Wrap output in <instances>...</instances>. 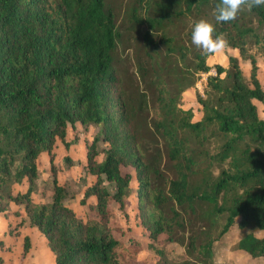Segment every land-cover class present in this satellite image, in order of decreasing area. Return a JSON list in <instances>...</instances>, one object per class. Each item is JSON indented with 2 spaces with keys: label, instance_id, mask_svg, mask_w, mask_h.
Instances as JSON below:
<instances>
[{
  "label": "trees",
  "instance_id": "obj_1",
  "mask_svg": "<svg viewBox=\"0 0 264 264\" xmlns=\"http://www.w3.org/2000/svg\"><path fill=\"white\" fill-rule=\"evenodd\" d=\"M216 2L130 0L119 12L109 0H0V213L12 205L23 212H13L9 238L30 227L54 264H120L111 220L134 203L151 238L184 247L186 258L173 264H217L214 244L233 226L242 232L235 248L264 257V119L254 103H264V91L250 52L264 55V6L216 21ZM201 15L249 61L248 82L237 57L211 67L215 52L191 42ZM183 23V33L173 31ZM210 69L193 121L179 102ZM78 123L98 128L86 146L93 180L79 199L85 218L65 203L53 153L56 140L68 149L67 126ZM43 151L53 193L34 203ZM21 241L23 259L31 244L27 235ZM12 246L0 240V250Z\"/></svg>",
  "mask_w": 264,
  "mask_h": 264
},
{
  "label": "rangeland",
  "instance_id": "obj_2",
  "mask_svg": "<svg viewBox=\"0 0 264 264\" xmlns=\"http://www.w3.org/2000/svg\"><path fill=\"white\" fill-rule=\"evenodd\" d=\"M113 8L119 12L124 9L130 0H109ZM207 19L213 21L211 16H200L199 19ZM197 19V20H199ZM196 20V21H197ZM184 23L174 27L173 31L183 33ZM250 52L256 57L257 76L261 87L264 91V55L260 54L255 48H251ZM233 55L237 57L244 79L249 81L250 64L241 56H237L235 49L225 47L220 52H215L209 59V65L221 64L226 65L227 56ZM209 75H214V70L210 69L208 73H201L195 84L183 92L180 99V106L184 109L191 108L193 111V121L201 118V106L197 99L205 97L206 79ZM199 95V96H198ZM258 115L264 119V103L254 101ZM98 128L90 125L83 127L79 123L73 128L67 126L66 141L69 145L66 149L58 140L53 146L54 163L56 167V177L60 185L65 189L66 200L65 203L71 207L76 215L80 218H85V207L79 204V199L82 196L84 188L93 180L91 174L84 167L86 146L90 143L92 138L97 134ZM106 144L103 140L97 143L98 155L96 160L101 162L104 159V150ZM69 161H65V158ZM38 175L34 181V192L32 200L34 203H48L52 198V174L48 162V155L46 152H41L37 158ZM21 186L26 187L27 182L23 181ZM19 189V188H18ZM115 207V206H114ZM10 210H13L12 212ZM10 213H0V237L2 232L14 230V226L19 221V215L14 214L16 208L10 207ZM22 212H19V214ZM21 215V214H20ZM6 221V222H5ZM111 227L113 235L120 240L125 253L122 254L120 264H173L183 261L186 256L184 247L179 243L165 242V235L153 239L148 232L141 227L137 218V209L134 203L127 206L123 211L117 210L111 220ZM19 233L28 235L31 238V257L24 260L21 257V238L16 241L12 248L8 250H0L1 263L0 264H33L36 260L46 261L48 263L47 254L50 261H53L45 239L41 234L30 227L18 228ZM242 232L233 226L218 242L214 244V260L217 264H264V257L251 258L247 254L238 251L235 248V242L239 239ZM255 235L261 237L262 232L256 231ZM21 237V236H20ZM6 238V237H5ZM4 238V239H5ZM9 243V240H5ZM46 247V249H45ZM136 249V253H132L131 249ZM52 259V260H51ZM35 264V263H34Z\"/></svg>",
  "mask_w": 264,
  "mask_h": 264
},
{
  "label": "clouds",
  "instance_id": "obj_3",
  "mask_svg": "<svg viewBox=\"0 0 264 264\" xmlns=\"http://www.w3.org/2000/svg\"><path fill=\"white\" fill-rule=\"evenodd\" d=\"M246 5L249 9L264 6V0H217L213 14L216 21H230L236 18L241 7ZM191 42L208 53L220 52L228 46L223 34H217L215 25L207 19L195 21L190 33Z\"/></svg>",
  "mask_w": 264,
  "mask_h": 264
},
{
  "label": "crops",
  "instance_id": "obj_4",
  "mask_svg": "<svg viewBox=\"0 0 264 264\" xmlns=\"http://www.w3.org/2000/svg\"><path fill=\"white\" fill-rule=\"evenodd\" d=\"M226 63H227V61H226ZM66 135H67V130H66ZM57 141V140H56ZM59 141V140H58ZM56 143V142H55ZM55 145V144H54ZM86 154V153H85ZM97 162H99V161H97ZM84 163H85V161H84ZM20 190H23L25 187H23V186H19L18 187ZM13 207H15V206H11V209L13 208ZM16 208V211H19V212H22V210H18V208L17 207H15ZM11 212L13 211V210H10ZM10 211H7V212H5V213H1V214H8V213H10L11 214V212ZM15 212V211H14ZM21 214V216L23 217V212L22 213H20ZM6 222V221H5ZM21 228H24V227H21ZM19 230V229H18ZM40 234V233H39ZM1 236H3V237H0V240H3V242L6 244V245H8V244H11V243H13V245H14V243H15V240L16 241H18L20 238H22V236H24V235H22V234H20L19 236H17V238L16 239H11V238H9V236H8V231H6L5 233H3L2 232V234H1ZM21 236V237H20ZM28 236V235H27ZM42 236V235H41ZM6 237V238H5ZM29 237V236H28ZM5 238V239H4ZM30 238V237H29ZM43 238V237H42ZM9 240V243H6V241L5 240ZM21 240V239H20ZM14 241V242H13ZM45 243H46V241H45ZM30 244H31V238H30ZM47 246V245H46ZM21 248H22V241H21ZM31 249H33V246H31L30 247V250H29V253L25 256V258H24V260H26L27 258H29V257H31ZM45 249H46V247H45ZM1 252V251H0ZM50 252V251H49ZM51 254V253H50ZM51 256L53 257V255L51 254ZM46 258H48V263H44V262H46V261H41V260H36V261H34V262H32L33 264L35 263V264H54V259H53V261H50V258L48 257V254H47V256H46ZM52 260V259H51Z\"/></svg>",
  "mask_w": 264,
  "mask_h": 264
}]
</instances>
